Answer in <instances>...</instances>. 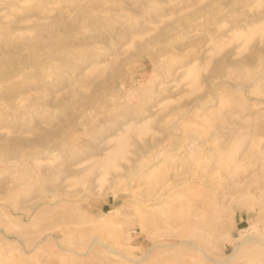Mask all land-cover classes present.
<instances>
[{
	"label": "rangeland",
	"instance_id": "rangeland-1",
	"mask_svg": "<svg viewBox=\"0 0 264 264\" xmlns=\"http://www.w3.org/2000/svg\"><path fill=\"white\" fill-rule=\"evenodd\" d=\"M242 229L264 0H0V264H264Z\"/></svg>",
	"mask_w": 264,
	"mask_h": 264
},
{
	"label": "bare ground",
	"instance_id": "bare-ground-1",
	"mask_svg": "<svg viewBox=\"0 0 264 264\" xmlns=\"http://www.w3.org/2000/svg\"><path fill=\"white\" fill-rule=\"evenodd\" d=\"M263 198V197H262ZM204 216V215H203ZM259 216V215H258ZM263 216V215H262ZM213 218V217H212ZM213 227V226H212ZM215 228V227H214ZM216 232H217V230H216ZM244 232H246L245 234H244ZM248 229H242V236H241V245H245V244H248V243H257V244H259V245H261V246H263L264 245V240H261V239H258V238H256V237H254V236H249L248 235ZM162 235V234H161ZM185 243V242H184ZM160 244V243H159ZM192 244L195 246V248H197L198 250H202V248L196 243V242H192ZM104 248L107 250V251H109V252H111V253H117V251H115V250H113V249H110L109 248V246H106V245H104ZM237 250H238V248H236L235 249V253L233 254V255H229V256H227L225 259H224V261L225 262H227V263H231L232 261H230V257L231 256H234V255H236L238 252H237ZM263 251H264V247H263V249H262ZM203 251V253L206 255V257L209 259V260H211V261H217L218 262V260H216L214 257H212V256H210L209 254H207V252L206 251H204V250H202ZM258 253V252H257ZM146 254H148V252L146 253ZM122 255V254H121ZM123 257H124V259H126V260H133V259H130L128 256H126V255H122ZM144 256V255H143ZM142 257V256H141ZM138 261V260H137Z\"/></svg>",
	"mask_w": 264,
	"mask_h": 264
}]
</instances>
